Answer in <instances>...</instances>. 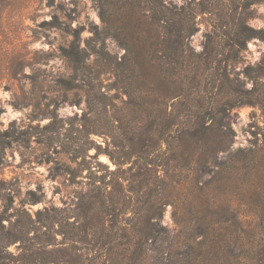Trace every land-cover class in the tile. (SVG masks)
Masks as SVG:
<instances>
[{"label":"rangeland","instance_id":"1","mask_svg":"<svg viewBox=\"0 0 264 264\" xmlns=\"http://www.w3.org/2000/svg\"><path fill=\"white\" fill-rule=\"evenodd\" d=\"M127 1L131 7L120 2L110 6L111 27L103 32L102 42H95L94 27L99 31L104 27L98 0H0V214L5 218L0 225V241L12 240L7 247L13 257L9 264H98L75 233L72 209L76 187L70 185L63 170L76 167L84 154L94 153L93 149L86 152L90 142L104 149L105 141L110 143L112 136L115 139L122 134L121 128L142 117L125 104L124 87L114 76L113 70H117L126 50L135 74H146L156 90H164L168 84L160 77L165 64L155 62L151 67L143 59L146 53L152 54L156 27L145 24L148 16L139 11L140 0ZM165 1L178 8L191 0ZM243 1L215 0L214 14L195 16V32L189 38L195 53L202 51L205 35L213 32L224 7L241 6ZM247 7L248 26L264 29V1ZM138 17L141 20H136ZM53 22L60 29L51 27ZM78 26H82L79 49L83 52L77 70H83L84 82L76 79L72 64L63 55L71 41L63 30ZM219 51L222 53L217 60L227 55V49ZM238 56L237 62L228 66L231 82L220 80L224 77L222 70H215L216 63L197 74V81L208 83L202 93V107L219 111L227 136L215 132L206 138L207 147L190 141L178 147V142L169 138L173 134H167L169 143L162 151L168 167L155 169L153 176L163 181L184 179L190 184L213 181L211 185L217 188L206 195L229 207V230L239 228L230 237L220 232L222 248L233 251L234 264H264V135L253 138L249 133L250 124H263L264 90L259 104L228 106L233 90L252 88L242 69L264 57V43L250 39ZM189 85L196 86V81ZM166 104L163 110L167 113L182 114L183 107L180 113L170 102ZM177 159L183 162L180 167H174ZM98 160L114 169L103 155ZM201 164L206 166L202 171ZM176 192L175 184L166 188V193ZM171 200L167 197L161 224L173 232ZM209 240L215 243L220 238L214 234ZM230 260L222 256L219 264H230Z\"/></svg>","mask_w":264,"mask_h":264},{"label":"trees","instance_id":"2","mask_svg":"<svg viewBox=\"0 0 264 264\" xmlns=\"http://www.w3.org/2000/svg\"><path fill=\"white\" fill-rule=\"evenodd\" d=\"M214 1L191 0L178 8L165 0L138 2L139 11L148 16L145 24L148 28L156 27L152 54L151 51L146 53L143 59L151 67H154L155 62H163L167 68L162 70L160 77L168 84L166 82L164 90H156L146 74H135L126 50L117 62V70H113L114 76L119 78V83L124 87L125 104L138 111L142 117L130 121L125 129L121 128L122 134L116 136L120 139L116 140L112 136L110 143L105 141L104 149L90 142L86 152L93 149L94 153H86L82 158L77 156V159H81L76 167H65L63 170L64 176L71 181L70 185L76 187V202L72 209L76 220L75 233L89 247L88 251L93 255L91 259L98 264H219L222 256L231 259L230 264H234L233 251L227 250L228 247L222 248V234L226 232L230 237L239 228L231 232L228 226L230 219L226 216L229 207L206 195L209 190L217 188L211 185L213 181L190 184L184 179L163 181L153 176L155 169L168 167L167 159L163 158L165 151H162V146L169 143L167 134H173L169 138L177 141L178 147L183 141L201 142L202 146L207 147L206 138L215 132L227 136L219 111L202 107V93L206 92L208 83L197 81L198 72L210 70L211 65L216 63L215 70H222L221 76L225 78L219 74L220 80L231 82L227 76L230 72L228 66L237 62L238 53L244 49L246 42L256 38L264 43V29L257 30L247 24V6L264 0H245L241 6L233 4L224 7L223 16H218L219 22L214 25L213 32L205 35L202 51L195 53L189 45V38L195 32V16L198 13L214 14ZM118 2L123 6H132L127 0L113 3L98 0V13L104 27L100 31L94 27L92 38L95 42H102L103 32L110 29V19L113 17L110 6ZM124 18L123 24L127 16ZM136 20L141 19L138 17ZM54 21L56 23V17ZM51 27L59 28V24L53 22ZM63 31L71 37L69 47L63 49V55L72 64L76 79L84 82L83 70H77L82 62L83 51L79 49L82 26L65 28ZM144 33L150 36V32ZM219 48L227 49V55L217 60V55L222 53ZM242 73L249 78L252 88L233 90L228 100L229 108L256 105L262 100L264 57L254 65H244ZM195 81L196 86L189 85L195 84ZM137 84L142 86L138 88ZM168 102L177 107L180 113L183 107L182 114L172 116L163 110ZM159 110L161 115L157 112ZM222 112L224 114L225 110ZM249 133L253 138L264 135V120L261 127L250 124ZM221 143L217 142L218 147ZM213 147L214 152H217L219 148H215V144ZM100 155L106 157L114 169L100 162ZM192 161V158L187 160L188 163ZM175 163L174 167H180L183 162L177 159ZM205 168V164H201L199 170ZM173 184L177 192L173 195L166 193V188H171ZM167 197L173 199V232L161 224ZM4 220L0 214V225ZM214 234L220 238L219 242L212 243L209 240ZM11 241L4 244L0 241V264H9L10 259H13L7 250Z\"/></svg>","mask_w":264,"mask_h":264}]
</instances>
